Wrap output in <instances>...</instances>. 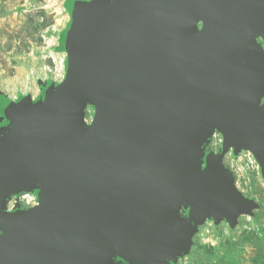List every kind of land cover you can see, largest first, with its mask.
Here are the masks:
<instances>
[{
  "label": "water",
  "instance_id": "water-1",
  "mask_svg": "<svg viewBox=\"0 0 264 264\" xmlns=\"http://www.w3.org/2000/svg\"><path fill=\"white\" fill-rule=\"evenodd\" d=\"M66 10L62 81L1 99L0 264H173L197 224L256 209L222 158L247 151L264 177V0ZM22 193L37 206L7 211Z\"/></svg>",
  "mask_w": 264,
  "mask_h": 264
},
{
  "label": "rangeland",
  "instance_id": "rangeland-1",
  "mask_svg": "<svg viewBox=\"0 0 264 264\" xmlns=\"http://www.w3.org/2000/svg\"><path fill=\"white\" fill-rule=\"evenodd\" d=\"M69 22L66 0H0V94L4 98L13 102L22 96L41 98L44 87L62 81L67 54L60 36ZM257 43L264 52V40L258 37ZM260 105L264 108V95ZM92 115L87 108V124ZM3 122L0 115V124ZM221 145L222 137L215 133L204 153L220 155ZM222 165L256 209L239 216L234 227L223 220L197 224L190 248L173 264H264V177L260 166L247 151L228 152ZM16 201H7L6 209L13 211ZM180 215L186 217L184 211Z\"/></svg>",
  "mask_w": 264,
  "mask_h": 264
},
{
  "label": "built area",
  "instance_id": "built-area-1",
  "mask_svg": "<svg viewBox=\"0 0 264 264\" xmlns=\"http://www.w3.org/2000/svg\"><path fill=\"white\" fill-rule=\"evenodd\" d=\"M18 200L12 205V209H15L18 205L21 209H29L37 206L36 196L32 193H22L17 197H12L9 200ZM18 202V203H17ZM7 204V202H6ZM8 211V210H7ZM10 211V210H9Z\"/></svg>",
  "mask_w": 264,
  "mask_h": 264
},
{
  "label": "trees",
  "instance_id": "trees-1",
  "mask_svg": "<svg viewBox=\"0 0 264 264\" xmlns=\"http://www.w3.org/2000/svg\"><path fill=\"white\" fill-rule=\"evenodd\" d=\"M1 98H4V96H3L2 94H0V99H1ZM117 263H118V261H117Z\"/></svg>",
  "mask_w": 264,
  "mask_h": 264
},
{
  "label": "flooded vegetation",
  "instance_id": "flooded-vegetation-1",
  "mask_svg": "<svg viewBox=\"0 0 264 264\" xmlns=\"http://www.w3.org/2000/svg\"><path fill=\"white\" fill-rule=\"evenodd\" d=\"M118 264H122L120 261H118Z\"/></svg>",
  "mask_w": 264,
  "mask_h": 264
}]
</instances>
